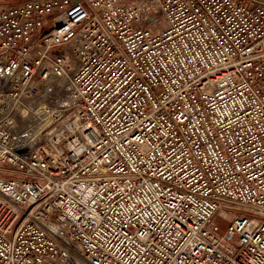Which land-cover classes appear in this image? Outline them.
I'll return each mask as SVG.
<instances>
[{
    "label": "built area",
    "instance_id": "obj_1",
    "mask_svg": "<svg viewBox=\"0 0 264 264\" xmlns=\"http://www.w3.org/2000/svg\"><path fill=\"white\" fill-rule=\"evenodd\" d=\"M0 264H264V0L0 4Z\"/></svg>",
    "mask_w": 264,
    "mask_h": 264
},
{
    "label": "crops",
    "instance_id": "obj_2",
    "mask_svg": "<svg viewBox=\"0 0 264 264\" xmlns=\"http://www.w3.org/2000/svg\"><path fill=\"white\" fill-rule=\"evenodd\" d=\"M3 1V0H2ZM6 1V0H4ZM18 2V1H17ZM17 2H14L12 0H7L6 3H2V4H14V3H17ZM1 4V3H0Z\"/></svg>",
    "mask_w": 264,
    "mask_h": 264
},
{
    "label": "rangeland",
    "instance_id": "obj_3",
    "mask_svg": "<svg viewBox=\"0 0 264 264\" xmlns=\"http://www.w3.org/2000/svg\"><path fill=\"white\" fill-rule=\"evenodd\" d=\"M6 1H7V0H6ZM6 1H4V0H3V1L0 0V3H1V4H2V3H6ZM12 1H14V2H17V1H18V2H22V1H25V0H12ZM18 2H17V3H18ZM5 5H8V4H5Z\"/></svg>",
    "mask_w": 264,
    "mask_h": 264
}]
</instances>
